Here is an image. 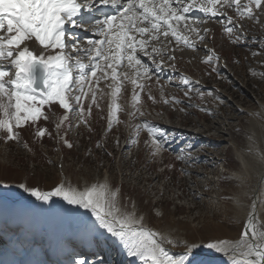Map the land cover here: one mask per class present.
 I'll return each mask as SVG.
<instances>
[{
	"label": "rangeland",
	"instance_id": "rangeland-1",
	"mask_svg": "<svg viewBox=\"0 0 264 264\" xmlns=\"http://www.w3.org/2000/svg\"><path fill=\"white\" fill-rule=\"evenodd\" d=\"M223 11L237 19L234 9L224 8ZM254 12L257 20L245 18L239 21L248 37L246 43H232L224 32L226 22H217L216 18H207L200 29L201 33L204 28L210 29L205 43L196 40L194 33H183L197 43L198 50L193 51L173 40L167 47L175 48L176 59H165L160 67L149 61L155 75L143 81L147 85L143 91L136 90L139 100L135 103L131 95L133 85L124 82L115 101L119 106V122L110 123L108 119L106 95L111 88L106 86L108 82L101 81L97 91L99 108L92 105L89 116L90 95L83 101L88 126L70 115L73 126L69 128L65 122L57 133L55 123L65 111L54 104L51 112L45 108L49 115L47 121L41 119L36 125L17 129L21 142L0 139V221H5L4 214L9 213L10 221L24 226L20 235L14 230V238L9 236V228L13 229L14 223H8L9 228L3 226V234L6 233L1 236L0 244L5 250L0 253V262L16 264L20 260L29 263L34 256L30 246L33 242L29 247L27 244L37 232L33 219L42 204L49 210V202L57 205L62 200L60 196L47 202L37 200L21 184L48 192L64 181L83 189L107 180L114 188L120 189L121 202L128 206V210L135 205L138 214L145 217L146 227L188 243L239 239L253 198L256 193L264 194V164L249 153L250 148L264 153V113L261 110L264 108V12L259 9ZM192 15L203 18L199 11ZM79 33L82 30H76V34ZM234 35L239 33L234 32ZM81 37L85 39L87 36ZM29 44L31 46V42ZM205 44L220 57L218 62H204L212 54L207 48L202 50ZM167 64L172 67L167 69ZM172 70L194 82L191 90ZM157 77L159 84L156 83ZM198 92H203V97ZM173 97L181 103L172 102ZM165 99L170 103H164ZM145 121L165 132L166 150L159 155H152L153 138L147 128L137 133V127ZM37 128H47L51 136L37 137ZM64 140L72 147H67ZM25 143L28 148L24 147ZM180 156L184 159H179ZM235 175L245 176V182L241 185L234 179ZM237 196L241 202L239 207L230 198ZM84 210L79 221L86 214L96 218L90 210ZM157 211L162 215H157ZM258 212L264 222V205L258 207ZM62 217L67 220V213ZM91 229L98 240L77 243L70 237L69 242L71 239L75 243L67 244L66 254L70 247L91 243L99 245L100 250L118 251L123 261L127 260V248L123 242L101 227L97 220L92 222ZM40 233L46 235L49 230L45 227ZM10 235L14 236L12 232ZM48 242L49 239L40 241L38 248L41 252H46L43 250L48 247ZM16 246L22 247L20 252ZM169 247L176 253L185 250L183 247ZM198 251L202 256L194 255V264H228L225 258L207 257V248ZM81 253L82 249L67 261L77 264L75 258ZM80 260L87 261L83 257ZM125 264L142 262L137 259Z\"/></svg>",
	"mask_w": 264,
	"mask_h": 264
},
{
	"label": "snow or ice",
	"instance_id": "snow-or-ice-1",
	"mask_svg": "<svg viewBox=\"0 0 264 264\" xmlns=\"http://www.w3.org/2000/svg\"><path fill=\"white\" fill-rule=\"evenodd\" d=\"M224 8L234 9L237 19L227 15ZM254 9L264 12V0H246L243 4L241 0H0V133H4L0 139L21 142L17 129L36 125L41 119L47 121L45 108L51 112L54 104L65 110L55 123L57 133L65 122L69 128L73 126L70 115L88 126L83 101L90 95L89 116L92 105L99 108L97 91L101 81L108 82L106 86L113 90L110 123L119 122L115 101L124 82L133 85L135 103L139 100L136 90L143 91L147 86L143 81L155 75L151 65L160 67L165 59H176L175 48L167 45L174 40L178 45L198 50L197 43L183 33H194L196 40L205 43L210 29L204 28L203 33L200 29L207 18L226 22L224 32L232 43H246L248 37L239 21L257 20ZM194 11L202 13L203 18L192 15ZM76 30H84L87 39L78 36ZM210 52L204 62H218L220 57L214 50ZM156 83L159 84V77ZM182 83L191 90L194 82L182 77ZM172 102L181 103L175 97ZM164 103L170 101L165 99ZM51 114L55 116L54 112ZM142 128H147L153 138V156L166 150L164 130L147 121L137 127V133ZM35 135L43 138L51 133L47 128H37ZM64 143L72 147L67 140ZM24 147L28 145L25 143ZM249 153L264 164V153L255 148H250ZM187 155L190 157V153ZM178 158L183 160L184 156ZM234 179L242 185L246 177L235 175ZM20 186L37 200L47 202L60 196L69 204L90 210L101 227L123 242L127 255L138 258L142 264H194V252L202 247L220 253L228 264H264V222L258 212V207L264 205V194L253 198L239 239L200 244L182 242L146 227L145 217L138 214L135 205L128 210L121 202L120 189L107 180L83 189L64 181L48 192ZM230 198L241 206L238 196ZM157 215L162 213L157 211ZM169 246L185 250L176 253Z\"/></svg>",
	"mask_w": 264,
	"mask_h": 264
},
{
	"label": "bare ground",
	"instance_id": "bare-ground-1",
	"mask_svg": "<svg viewBox=\"0 0 264 264\" xmlns=\"http://www.w3.org/2000/svg\"><path fill=\"white\" fill-rule=\"evenodd\" d=\"M102 10H105V11H107V9H103V7L101 8ZM83 34H85V31H84V33ZM78 36H82L81 34L80 35H78ZM85 39H87V37H85ZM37 50H38V48H37ZM261 110H263V112L262 113H264V108H262ZM264 115V114H263ZM258 119V118H257ZM260 124H261V121H260ZM263 124V123H262ZM260 125V126H263V125ZM240 155V154H239ZM243 156V155H242ZM241 156V160L243 161V163L245 162L244 161V158ZM255 160H257L258 162H259V160H258V158H256ZM257 162V163H258ZM263 179V177H261V180ZM55 204V203H54ZM60 206H64L65 207V209H66V212H67V221H68V223H72L73 225H78V223H79V220H80V218H81V215L84 213V209L83 208H81L80 206H77V205H72V204H69L67 201H65L63 198H62V200H60L59 201V203H57V205H54V207L55 208H58V207H60ZM251 208V207H250ZM87 210V209H86ZM80 217V218H79ZM77 227H79V226H77ZM76 227V228H77ZM80 228V227H79ZM77 250H74L73 252H76ZM206 254H207V257H210V258H216V256H218V257H221V258H224V257H222V255L220 254V253H216V252H213V251H211V250H209L208 252H206ZM194 255H196L197 257H199V256H202L201 255V253H199V251L198 250H195V252H194ZM79 257V256H78Z\"/></svg>",
	"mask_w": 264,
	"mask_h": 264
},
{
	"label": "water",
	"instance_id": "water-1",
	"mask_svg": "<svg viewBox=\"0 0 264 264\" xmlns=\"http://www.w3.org/2000/svg\"><path fill=\"white\" fill-rule=\"evenodd\" d=\"M260 184H261V181H260ZM258 191V190H257ZM258 193H256V196H257Z\"/></svg>",
	"mask_w": 264,
	"mask_h": 264
}]
</instances>
